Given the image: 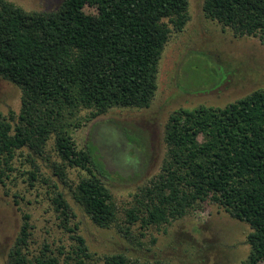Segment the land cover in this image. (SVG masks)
<instances>
[{
  "label": "trees",
  "instance_id": "obj_1",
  "mask_svg": "<svg viewBox=\"0 0 264 264\" xmlns=\"http://www.w3.org/2000/svg\"><path fill=\"white\" fill-rule=\"evenodd\" d=\"M87 6L95 11H85ZM188 6V0H62L53 11H25L0 0V77L21 91L18 114L0 113V184L24 148L34 178L35 157L47 156L46 143L54 136L61 160L53 163L55 174L96 226L118 227L127 238L136 223L140 229L160 226L208 200L249 225V253L241 264H264V87L223 107L202 104L171 113L160 171L137 187L123 219L105 168L91 148L77 149L73 140L71 119L80 109L90 111V120L115 107L149 106L165 45L190 19ZM202 11L236 35L258 37L264 46V0H204ZM67 167L86 175L72 186ZM54 187L59 223L74 233L71 254L85 264L92 255L78 224H70L76 214ZM32 227L25 214L4 264H59L47 242L27 256ZM140 236L133 241L140 243ZM74 257L67 253L65 259ZM102 258L104 264H169L143 263L123 252Z\"/></svg>",
  "mask_w": 264,
  "mask_h": 264
},
{
  "label": "rangeland",
  "instance_id": "obj_2",
  "mask_svg": "<svg viewBox=\"0 0 264 264\" xmlns=\"http://www.w3.org/2000/svg\"><path fill=\"white\" fill-rule=\"evenodd\" d=\"M8 1L25 11H53L62 0ZM203 1L188 0L190 19L181 32L170 34L159 62L157 91L149 106L115 107L90 120V111L80 109L71 119L75 146L91 148L105 168L104 179L119 205L121 219L137 187L160 171L166 150L164 129L171 113L202 104L223 107L264 87V46L259 38L236 35L229 27L208 19L202 11ZM85 11L95 10L87 6ZM20 99L19 87L0 77V113L7 115L11 109L18 114ZM45 151L46 157H35L38 173L34 178L29 174L33 167L28 149L17 151L12 170L0 184L1 264L6 262L25 214L33 225L29 258L47 242L58 255L59 264H78L71 254L74 233L60 225L54 211L55 185L72 206L76 217L70 224H78L77 233L92 255L85 264H104V255L117 252L143 263L241 264L247 258L249 225L208 200L199 209L160 226L140 229L136 223L127 238L118 227L96 226L75 203L68 185L55 174L53 163L60 164L61 160L54 149V136L47 141ZM65 171L72 186L86 175L74 167ZM141 232L144 236L139 235ZM136 236H140V243L133 241ZM67 253L74 258L66 260Z\"/></svg>",
  "mask_w": 264,
  "mask_h": 264
}]
</instances>
